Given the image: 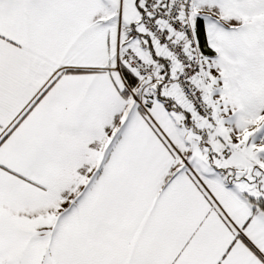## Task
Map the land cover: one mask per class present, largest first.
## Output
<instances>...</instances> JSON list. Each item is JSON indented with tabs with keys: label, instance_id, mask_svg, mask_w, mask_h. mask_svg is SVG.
Instances as JSON below:
<instances>
[{
	"label": "snow or ice",
	"instance_id": "6c2138e0",
	"mask_svg": "<svg viewBox=\"0 0 264 264\" xmlns=\"http://www.w3.org/2000/svg\"><path fill=\"white\" fill-rule=\"evenodd\" d=\"M0 264H264V0H0Z\"/></svg>",
	"mask_w": 264,
	"mask_h": 264
}]
</instances>
